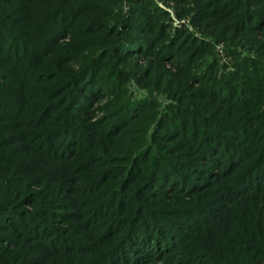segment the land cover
Masks as SVG:
<instances>
[{"label": "rangeland", "instance_id": "obj_1", "mask_svg": "<svg viewBox=\"0 0 264 264\" xmlns=\"http://www.w3.org/2000/svg\"><path fill=\"white\" fill-rule=\"evenodd\" d=\"M74 1L82 0H70L66 6L69 12H73L71 3ZM91 1L94 5L90 9H82L72 21V24H75H71L69 28L67 26V33L64 35H57V38L52 40L53 36L46 38L42 36L43 31L39 32V38L32 40L33 50H42L43 47L39 45L50 49L39 60L35 55L31 56L30 62L22 60L25 54L32 52L30 50L15 55L16 63H20L19 67L24 65L22 73L15 70L16 66L13 68V60L0 53V68L3 69L0 70V92L6 91L5 95L15 98L18 102L19 98L22 99L18 111L14 110L10 101L0 103V202L5 201V204L16 212L33 215L39 208L46 206L49 200H53L55 204L51 206V210L58 214L44 219L37 214L32 219L42 225L43 222L47 224L53 231V239L49 235H39L38 229L30 234L26 232V227L25 230L15 228L10 223L1 226L0 235L11 238V241L2 244L4 250L0 252V264H117L108 262L106 254L120 238L123 225L118 227L120 229H109V232L114 233L107 235V222L110 220L107 213L111 211L102 207L100 201L107 195L103 188L120 184L123 177H118L117 172L107 177L106 171L123 166V159L120 158L124 156L143 154L144 150L155 147L173 159L193 161L201 167L206 165L202 160L195 159V152L186 146H180L178 140L165 142L157 137L155 127L160 115L163 116L166 111L179 119L187 118L180 115L183 108L215 132L217 129L212 126V120L241 122L256 134L252 140L248 139L249 141L247 138L234 136L232 143L240 144L243 150H247L248 155L251 151L258 155L264 152V72H260L264 67L258 66L262 63L264 65V25L260 32L256 29L246 33L237 32L233 29L230 18L219 15L222 12L218 7H221L223 0L208 9H205L208 6L206 5L203 10L206 13L199 15L200 18H197L199 12L197 13L193 3L182 6L174 0H152L153 9H145L163 13L156 17L158 21L162 16L164 25L168 28L163 36L177 30L183 41L167 58L156 53L152 56L129 54L123 57L117 54L116 44L112 42L113 32L120 34V37L125 30L128 32L131 18L140 16L133 7L137 3L133 0ZM55 2L51 0L45 7L48 5V9ZM23 6L19 5L21 8ZM25 8L29 16V25L26 28L28 29L43 13L41 14V9H37L34 2ZM47 9L44 8L42 12ZM21 14L23 15L18 13ZM14 17L6 16L3 26L9 31H14L6 25L15 23V26L25 30V19L17 23ZM150 17L151 15L141 18L150 24ZM59 24L63 25V21ZM146 36L148 40L152 38ZM153 48L155 50L157 46ZM98 55L104 57V60L100 59L102 71L97 73L98 84L95 85L107 84L108 87L103 85L102 90L90 98L83 94L84 100L78 99L77 105H70L65 101L66 95L72 91V87L67 90L70 86L69 76L79 72L81 64L87 58ZM244 60H252L253 64H258L257 70L253 72L257 76L256 79L244 81L240 72L235 70ZM37 63L40 64L37 66ZM39 69L44 70V74H51V77L45 78L46 80L43 78L36 84L33 81L25 84L9 83L14 80L17 82L21 75L30 72L33 74ZM209 73V81L213 85L224 80L222 88L225 89H221L223 93L220 98L210 93V86L206 83H198L208 78ZM237 97L242 98V101H239V105L242 103L241 110L233 106ZM146 102L148 105H145ZM125 104L133 109L138 108V115L122 119L121 124L112 131L113 127L109 124L115 120V111ZM64 121L70 123V128L74 130L77 138H74L75 147L63 154L58 153L59 155L54 152V155H50L49 150V155L33 151L32 148L36 146H44L46 149L55 146L60 137L56 136L51 140L49 135L45 134L53 130L52 127L61 126ZM217 133L224 135L220 131ZM57 150L56 148L55 151ZM32 164H36L40 171L32 170ZM243 165L244 163L241 164ZM246 165L247 163L244 166ZM42 168L55 171L45 176L41 172ZM207 168L216 175L215 179L220 181L212 183L210 188L204 191L206 194H212L214 189L233 178V172H223L226 168L225 162H218L216 166ZM123 169L124 167L121 168ZM121 170L119 173L124 176L126 173ZM260 181L258 185L261 186ZM262 186L264 187V184ZM171 193L166 191V194ZM205 193L197 201L195 197L191 199L193 196L186 197L178 193H173L168 198L153 194L152 197L142 195L134 199L160 210L173 211V220H177L180 218L177 209L185 207L186 204L202 202L207 199L203 198ZM245 200L231 199L228 203L222 200L219 208H226L220 217L224 219L228 213H233L239 206L247 204ZM93 202L99 203L95 207ZM204 237L209 240L206 234ZM68 239L81 248L74 251L75 249L63 247V243H67ZM224 247L223 252L230 248L228 244ZM189 248L190 246L184 247L179 242L171 253L158 257H154L155 253L149 255L143 251L141 254L144 260L137 264H187L186 260L190 257L185 254ZM220 256L227 262L225 255Z\"/></svg>", "mask_w": 264, "mask_h": 264}, {"label": "trees", "instance_id": "obj_2", "mask_svg": "<svg viewBox=\"0 0 264 264\" xmlns=\"http://www.w3.org/2000/svg\"><path fill=\"white\" fill-rule=\"evenodd\" d=\"M24 1H27V3L24 4ZM24 1L0 0V53L6 55V58L13 60V68L16 66L15 70L17 69L21 73L23 72L24 65L19 67L20 63H16L15 55L28 50L32 51L29 55L25 54V57L23 56L22 58L27 63L32 61L30 60L31 56H38L37 60H39L43 54H46L50 50L49 47L47 48L43 45H39L43 47L42 50H33L32 40L39 38L40 31H43L42 36L47 38L51 35V37L53 36L51 39L54 40V38H57V35L62 36L67 33V26L68 28L71 26L72 21L75 20L74 17L82 9H90L94 5V2L91 0L74 1V3H71L73 12H69L66 6L70 0H55V4L48 9V5L45 7V4H48L51 0ZM174 1H177L182 6L193 3L197 13L199 12L197 18H200L199 15L206 13L203 11L206 5L208 6L205 9H208L221 3L219 2L220 0H200L199 2L197 0ZM32 2L35 3L37 9H41V14H43L35 23L30 24V29H26L29 25L27 21L29 16L25 12V9H27L25 7ZM133 2L137 3L133 7L139 12L140 16L131 18L130 29H128V32L125 30V33H121V37L120 34L113 32L114 39H112V42L116 44L117 54L126 57L129 54L132 56H142L143 54L152 56L153 53H156L160 57L167 58V55H170L178 48V45L183 39L178 36L177 30H175L176 33L171 32L167 36H163L168 29L164 25V18L160 16V19L156 21L157 15H163V13H158L157 10L150 11L145 9L147 7L153 9L152 0H133ZM19 5H25V7L23 6L21 8ZM43 7L47 9L45 12H42L44 10ZM218 8L222 12L219 14L220 17L226 15L230 18L233 23V29L239 33L252 32L253 29L260 32L261 27L264 25V0H223L221 7ZM18 13H23V15H18ZM13 15L17 23L21 19H25L24 28L26 31L19 26H15L17 25L15 23L5 24L8 28H13L11 30L14 31H9L3 26L4 18L6 16L12 18ZM149 15H151L149 19L152 22L147 24L141 17ZM62 21L64 27L66 26L65 29L63 25L59 24ZM128 22L125 24L129 26ZM59 27L61 28L58 30ZM146 35L152 38L148 40ZM6 41L8 42L4 44ZM151 42H153L152 45ZM154 46H157L155 50L153 48ZM100 56L87 58L81 64L80 71L72 73L69 76L70 86L67 90L72 87V91L66 95L65 101L70 103V105L71 103L72 106L77 105L78 99L84 100L82 98L83 94H86L90 98L96 92H100L103 85H105V88L108 87L107 84L101 86L95 85L98 84L96 81L98 79L97 73L102 71L101 64L99 63L101 60H104V57L102 58ZM251 62L252 64H250ZM38 64L40 63L36 65L38 66ZM256 65L258 64H253L252 60H244L239 64V68L237 66L235 67V70L240 72L244 81L250 79L252 81L253 78L256 79L257 77L253 73L254 70H257ZM258 66L264 67L263 63ZM0 70L3 69L0 68ZM260 72H264V69ZM210 74H207L208 78L202 79L198 83H206L208 87L210 86V93L216 98H220V96L222 97V91L225 89L222 88L224 80H221L219 84L213 85L209 81ZM50 75L47 73L44 74V70L39 69L33 74L30 72V74L26 73L21 75V79L17 80V82L14 80L11 81L12 83H9L25 84L33 81L36 84L43 78L51 77ZM221 89L223 90L221 91ZM5 92H0V103L10 101V105L13 106L15 111H18L21 105L20 100L22 99L19 98L18 102L15 98L5 95ZM225 98L228 101V98ZM239 101H242V98L238 99L237 97L233 106L241 110L243 109L240 108L242 103L239 105ZM145 105H148V102ZM181 111L180 115L187 118L179 119L174 114L168 113V111L163 116L160 115L158 124L155 127L157 137L165 142L178 140L180 146H186L195 152V159L202 160L207 167L216 166L218 162H225L226 168H224L223 172H233V178L225 182L221 187L214 189L212 194H206L204 191L209 189L212 183H218L220 181L215 179L217 178L216 175L209 168L205 167L206 165L201 167L197 166L193 161L173 159L169 154L159 151L157 147L144 150L143 154H131L130 156L120 158L123 159L121 163L124 165L116 166L113 170L106 171L105 174L107 177H111L112 174L115 175L117 172L119 174L118 177H123L122 182L108 186L107 188L104 187L103 189L107 191V195L100 201L103 204L100 203L102 207L111 211L107 213L110 219L107 222V235H113L114 232H109V229L111 230L112 228L113 230V227L120 229L118 227L123 225L122 227L124 228H122L123 230L120 229L122 231L120 238L106 254L108 262L137 264V262L144 260L141 254L143 251L149 255L155 253L154 257H158L159 255L164 256L165 254L171 253L180 242L184 247L190 246L188 252L185 254L190 257H187V264H190V261L192 262L191 264H264V251H262V249L264 250V187L262 186L264 184V152L258 155V153L254 154V151H251L248 155L247 150H243L239 146L240 144L232 143L234 136L243 139L247 138V141H249L248 139L252 140L256 132L250 130L248 126L243 125L241 122L212 120V126L217 129L215 132L201 124L197 118H194L191 112L183 108ZM136 112H138V108L133 109V107H128L127 104L116 109L115 120L109 124L110 127H113L112 131L117 128L119 123L121 124L122 119L132 118L137 114ZM70 126V123L64 121L61 126H54L52 127L53 130L45 134V136L49 135L51 140L53 137H60V141L55 144L58 149L57 151H55L56 148L53 145L47 147V149L44 146L40 148L36 146L37 148H32L33 151H39L41 154L46 153V155L50 151V155H57L58 153L63 154L72 147H75L73 144L76 136L73 128H70ZM219 131L220 133H224V135L221 136L217 133ZM107 135L109 134L107 133ZM8 163L10 162L8 161ZM243 163L244 165L247 163V165L241 166ZM136 165H139V167ZM30 166L34 167L32 170L40 171V168L36 164ZM122 167H124L123 170H121ZM119 170L124 171L126 174L122 176L123 174L119 173ZM54 171L49 168L47 170L41 169V172L45 176L51 175ZM259 181L262 184L261 186L258 185ZM166 191L172 192L171 194L178 193L186 197L193 196L191 199L195 197L196 201L201 199L199 197L205 193L203 198L207 199L196 204H186L185 207L177 209L176 211L179 213L180 220H173V211L160 210L159 208L150 206V204L141 201L139 203L134 199L142 195L152 197L153 194L168 198L171 194H166ZM0 192L2 191L0 190ZM228 192L233 193V195ZM242 198H245V201L248 203L244 204V206H239L233 213H228L225 217L226 219L220 217V214L226 208L222 205L219 208V203L222 200L228 203L231 199L237 201V199L241 200ZM98 203L94 204L93 202V205L96 207ZM53 204H55L53 200H49L46 206H42L37 213L30 215L25 212L20 213L12 210L11 206L5 204V201L4 203L0 202V230L1 226H6L10 223L15 228L18 227L25 230L26 227V232L30 234L34 233L35 229H38L39 235H49L52 238L53 234L51 233L53 231L47 224L43 222L44 225H42L32 219L37 214L41 216V219L49 216H57L58 214L51 210ZM97 214L100 215V213ZM96 215L94 216L95 218H97ZM205 234L209 240L205 237L203 238ZM202 238L203 242L201 241ZM10 241L11 238L0 235V252L4 250L2 244L10 243ZM69 241L71 239H68V242L63 243L62 246L66 249H75L74 251L81 248L80 245H75ZM226 244L230 248L223 252ZM221 254L225 255L226 259L228 258V263L220 256ZM181 263L179 262V264Z\"/></svg>", "mask_w": 264, "mask_h": 264}]
</instances>
